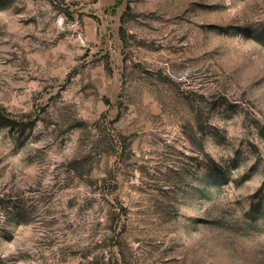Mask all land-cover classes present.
<instances>
[{"label":"rangeland","instance_id":"obj_1","mask_svg":"<svg viewBox=\"0 0 264 264\" xmlns=\"http://www.w3.org/2000/svg\"><path fill=\"white\" fill-rule=\"evenodd\" d=\"M0 264H264V0H0Z\"/></svg>","mask_w":264,"mask_h":264}]
</instances>
